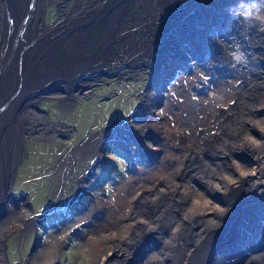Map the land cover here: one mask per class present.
Masks as SVG:
<instances>
[{"label": "bare ground", "instance_id": "bare-ground-1", "mask_svg": "<svg viewBox=\"0 0 264 264\" xmlns=\"http://www.w3.org/2000/svg\"><path fill=\"white\" fill-rule=\"evenodd\" d=\"M53 1L0 0V197L7 186L3 178L7 165L16 166L19 161L18 142L33 135L54 139L59 135L53 133L64 128L47 121V112L36 106L39 99L56 96L61 102L57 105H66L109 73L120 76L127 70H140L149 77V72L160 70L156 51L181 55L177 44L185 40L190 52L205 51L206 64L213 66L208 71L233 74V79H225L232 89L225 92L224 104L209 99L195 107L192 97L193 103L179 106L173 119L196 121L185 134H174L172 125L167 129L171 135H161L150 126L110 123L94 134L93 141L69 148L52 165L63 176L69 175L90 145L92 152L95 142L109 130L135 139L144 150L143 136L156 133L159 147L170 146L181 155L166 158L164 176L151 179L152 188L141 191L145 190L127 213L130 230L113 233L109 245L87 237V242L95 243L91 252L102 254L94 264H264V31L246 28L229 15V6L237 0H132L95 10L92 0H59L58 5ZM51 10L58 14L56 25L45 26L44 15ZM85 14L83 21L80 16ZM86 23L90 24L83 26ZM218 25H223L220 32L204 36ZM67 31L71 39H65L68 34L61 36ZM234 42L248 56V63L236 68L224 54ZM24 98L28 99L22 103ZM47 129L53 131L44 134ZM173 141L180 145L174 148ZM186 158L198 185L217 204L221 201L220 207L203 202L193 206L187 201L194 193L179 181ZM26 162L32 164V157ZM129 185L117 193L119 200ZM71 193L76 194L73 189ZM4 207L0 254L1 245L16 227H28L35 220L24 202H7ZM109 227L118 229L116 224ZM56 237L55 244L48 241L52 259L56 258ZM215 240H229L235 249L224 258L227 248H212ZM135 257L141 259L133 262ZM1 258L0 264H8Z\"/></svg>", "mask_w": 264, "mask_h": 264}, {"label": "rangeland", "instance_id": "rangeland-1", "mask_svg": "<svg viewBox=\"0 0 264 264\" xmlns=\"http://www.w3.org/2000/svg\"><path fill=\"white\" fill-rule=\"evenodd\" d=\"M52 19V14L46 15L47 25L51 24ZM211 26L216 27L215 24ZM215 30L209 28L208 32ZM204 36L208 37V34ZM177 45L181 55L176 51L170 55L162 54L160 49L156 51V68L160 70L149 72L151 78L140 70H127L120 76H111L109 73L74 96L66 105H57L61 102L56 96L36 102L43 113L47 112V121L61 123L64 128L62 132L60 129L53 133L54 136L57 133L59 135L54 139L47 138L51 135H43L41 139L33 135L28 139L25 137L22 144L19 141L17 165L5 168L6 176L3 178L7 186L1 192L0 217L6 211L4 206L7 202L13 205L24 202L35 220L28 227L19 225L7 236L5 244L1 245V261H7L8 264H25L28 260L33 264H94L102 254L91 252L95 244L90 243L91 240L94 242L100 238L98 240L102 239L104 244L109 245L113 233L133 227L129 224L127 213L136 205L139 195L152 188L148 181L164 176L161 172L165 171L163 165H167L166 158L173 154L181 155L170 146H165L166 149L159 147L156 133L148 132L143 136L144 150L140 149L135 139H125L121 133H109V130L104 137H100V141L95 142L92 152L90 145L85 158L69 175L63 176L52 164L69 148L80 142L93 141L94 134L110 123L130 122L134 126H146V129H150V126L161 135L165 132L171 135L167 129L172 125L174 134L175 131L185 134L194 128L196 121L192 118L173 119V112L179 106L196 101L197 105L194 102L193 106L200 107V103L209 99L211 103L221 100L220 104H216H224L228 96L225 92L232 89L225 79H233V74L225 76L214 68H211L213 73L208 71L207 67L213 66L206 64L205 51L202 50V54L190 52V45L185 40L179 41ZM192 97L194 101L190 99ZM29 104L31 106L32 103ZM52 131L47 129L43 133ZM33 137L36 138L35 142ZM173 143L174 148L180 145ZM29 157H32V164L26 162ZM35 158L38 160L35 161ZM184 160L181 170L183 179L179 180V176L177 179L194 193L187 201L193 206L194 203L203 202L207 206L220 207L221 201L217 204L203 192L192 175L190 161L187 163V158ZM26 164L30 165L27 171L24 170ZM126 184H131V187L119 200L117 193ZM71 185L75 195L71 193ZM115 202H119L118 207ZM81 213L84 214L80 216ZM77 217L83 219L77 221ZM115 224L118 229L109 227ZM55 236L58 237L54 255L57 261L49 256L51 247L48 246V241L53 242ZM88 236L90 242L86 240ZM214 246L216 249L227 248L224 258L235 249L229 240H215L211 242V247ZM138 259L141 257H135L133 262Z\"/></svg>", "mask_w": 264, "mask_h": 264}, {"label": "clouds", "instance_id": "clouds-1", "mask_svg": "<svg viewBox=\"0 0 264 264\" xmlns=\"http://www.w3.org/2000/svg\"><path fill=\"white\" fill-rule=\"evenodd\" d=\"M228 13L244 27L264 31V0H237L235 4L229 6ZM224 54L233 68L248 63V56L238 42L226 48Z\"/></svg>", "mask_w": 264, "mask_h": 264}, {"label": "water", "instance_id": "water-1", "mask_svg": "<svg viewBox=\"0 0 264 264\" xmlns=\"http://www.w3.org/2000/svg\"><path fill=\"white\" fill-rule=\"evenodd\" d=\"M130 1H132V0H101V1H99V0H92V5H93L92 10H95L96 8L100 7V5H103V6H106V7L111 8V7L116 6L117 4H121V3H125V2L128 3V2H130ZM173 1H174V0H173ZM154 4H156V2H155ZM166 7H167V6H166ZM121 16H122V15L118 16L120 20H121ZM80 19H82V20L84 21V20L86 19V15H81V16H80ZM90 23H93V22H90ZM90 23L83 24V26H86V25H88V24H90ZM68 28H69V27H68ZM222 28H223V25H218V29H217V30L207 32V34H208L210 37H212L216 31H217V32H220ZM66 29H67V28H66ZM59 32H60V30H59ZM67 32H68V33L61 34V36L65 35V34H68V35L64 36V37H66L65 39H67V38H68V39H71V37L69 36L70 32H69V31H67ZM61 36H60V37H61ZM67 36H68V37H67ZM27 99H28V98H24L23 101H22V103L26 102ZM29 105H30V104H28V106H29ZM8 166H9V165H7V168H9ZM9 170H10V169H9Z\"/></svg>", "mask_w": 264, "mask_h": 264}, {"label": "flooded vegetation", "instance_id": "flooded-vegetation-1", "mask_svg": "<svg viewBox=\"0 0 264 264\" xmlns=\"http://www.w3.org/2000/svg\"><path fill=\"white\" fill-rule=\"evenodd\" d=\"M63 1H68V0H63ZM60 1L59 0H54L53 1V3H56L57 5H58V3H59ZM63 7V6H62ZM50 8V7H49ZM52 14V17H53V19H52V21L50 22L51 24H49V25H56L55 23H54V19L56 18V16L58 15V14H54V12L51 10V11H49L48 13H47V15H51ZM44 20H45V26H47V22H46V16L44 15ZM59 21V20H58ZM58 32H59V30H58ZM49 97H54V96H49Z\"/></svg>", "mask_w": 264, "mask_h": 264}]
</instances>
